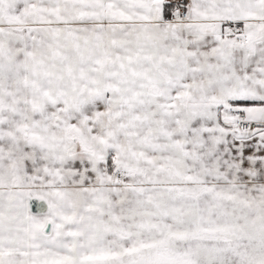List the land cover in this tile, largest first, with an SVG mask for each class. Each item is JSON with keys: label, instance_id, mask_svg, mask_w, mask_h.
<instances>
[{"label": "snow or ice", "instance_id": "6c2138e0", "mask_svg": "<svg viewBox=\"0 0 264 264\" xmlns=\"http://www.w3.org/2000/svg\"><path fill=\"white\" fill-rule=\"evenodd\" d=\"M0 264H264V0H0Z\"/></svg>", "mask_w": 264, "mask_h": 264}]
</instances>
